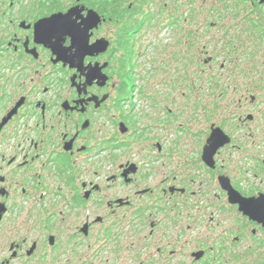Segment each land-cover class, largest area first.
<instances>
[{"label":"flooded vegetation","instance_id":"flooded-vegetation-1","mask_svg":"<svg viewBox=\"0 0 264 264\" xmlns=\"http://www.w3.org/2000/svg\"><path fill=\"white\" fill-rule=\"evenodd\" d=\"M78 10L86 48L38 38ZM160 87L218 111H162ZM260 189L264 0H0V264H264Z\"/></svg>","mask_w":264,"mask_h":264},{"label":"snow or ice","instance_id":"snow-or-ice-1","mask_svg":"<svg viewBox=\"0 0 264 264\" xmlns=\"http://www.w3.org/2000/svg\"><path fill=\"white\" fill-rule=\"evenodd\" d=\"M41 3L44 5L58 4L60 3V0H41ZM82 11L83 10H78L76 13L64 17L53 15L51 18L43 20V22L38 25V38L44 42H48L50 36L56 34L60 40V44L63 45L65 38L71 37L73 41H82L83 46L86 48L91 39L88 35V31L96 24V18L95 16L87 15V18L83 20V24H80L75 17L80 16ZM68 51H70V49H68ZM73 60H75V58H73ZM80 63H83L82 58L80 59ZM180 127H183L182 121ZM223 143L224 136L217 133L214 134L209 141L210 153L214 152L216 148ZM259 196L260 199L258 200L241 201L246 211H249L250 213H255L256 211L264 213V189H260Z\"/></svg>","mask_w":264,"mask_h":264},{"label":"rangeland","instance_id":"rangeland-1","mask_svg":"<svg viewBox=\"0 0 264 264\" xmlns=\"http://www.w3.org/2000/svg\"><path fill=\"white\" fill-rule=\"evenodd\" d=\"M161 1V0H160ZM183 2L185 0H176V2ZM187 1V0H186ZM193 2H197V3H203L205 0H192ZM208 2H216V0H207V3ZM229 19H231L230 23L232 24V26H238L240 27L241 29H244L245 28V25L244 23L243 24H238L239 20L238 19H235L233 16H230ZM152 59H153V55L152 54H148V57L146 58V60H143L142 62V65L144 67L145 65V69L147 70V72H143L142 75L145 76L146 79H148L149 77V82L152 81V76H151V70H149L151 68L150 64L152 62ZM263 61V60H262ZM147 62V63H146ZM243 66H247V64H243ZM229 75L226 74L225 75V78L222 79V81L224 83H230L232 82V80H234L233 78L232 79H229ZM235 81V80H234ZM244 81V80H243ZM159 91L163 92L162 93V97L165 98V95L166 94H169L172 96V98H175V105H171L170 104V100L167 102H162L161 105H160V110L164 109V108H168V109H172V114L173 115H178L179 114V109H183V112L180 113L181 117L185 118L186 116L188 115H191V114H196L195 113V100L198 99V97L200 96L199 93H194L192 92L191 93V97H188L186 96V98H191L192 100L189 101V103H187V101H183L184 97L181 96V92H178L179 90H177V92L175 91H171L170 88H167V87H160L159 88ZM201 98L204 102V105H199V113H201L200 111V108L203 107V106H206V108L208 109V111H218L216 108H217V100H218V93H217V90H214V89H207V90H201ZM184 103L185 107L182 106V103ZM151 101H144V103H141V107H140V110L142 111L143 115H140L141 117V120L140 122H138L137 124V127L138 128H142V126H146V129H148L149 131H154V130H157L156 128V120L157 118L155 117L157 115V108L158 106H151ZM180 104V105H179ZM162 111H165V110H162ZM145 114V115H144ZM210 115V112L208 113V116ZM207 116V119L209 120H212V119H209ZM213 120L215 121H218V118H214ZM167 130H173V128L171 127H168Z\"/></svg>","mask_w":264,"mask_h":264},{"label":"water","instance_id":"water-1","mask_svg":"<svg viewBox=\"0 0 264 264\" xmlns=\"http://www.w3.org/2000/svg\"><path fill=\"white\" fill-rule=\"evenodd\" d=\"M88 50V49H87ZM64 58V57H63ZM75 60H73V57L70 58L71 59V62L72 64L74 65V67H77V65H82L83 63H80V59L81 58H78V57H74ZM65 61V59H63ZM80 63V64H79ZM216 131H219V129H216ZM213 137V136H212Z\"/></svg>","mask_w":264,"mask_h":264}]
</instances>
